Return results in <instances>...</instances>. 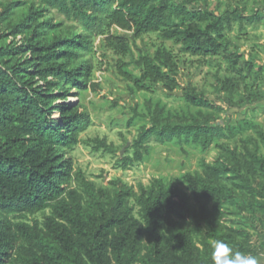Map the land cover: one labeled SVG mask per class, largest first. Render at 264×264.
I'll list each match as a JSON object with an SVG mask.
<instances>
[{
    "label": "trees",
    "instance_id": "1",
    "mask_svg": "<svg viewBox=\"0 0 264 264\" xmlns=\"http://www.w3.org/2000/svg\"><path fill=\"white\" fill-rule=\"evenodd\" d=\"M201 1L0 0V264H212V239L252 254L248 227L263 224L264 214V129L251 124L254 135L236 136L237 127L219 123L218 114L223 105L264 99L253 86L264 67L252 56L242 60L226 35L234 23L243 30L264 14L195 8ZM111 28L135 38L156 33L191 56L226 62L227 72L217 64L212 77L219 102L192 83L181 90L186 110L147 101L148 122L131 141L132 156L121 158L124 168L141 161L150 140L202 152L214 146L211 159L181 175L184 190L160 177L136 189L119 179L103 187L74 168L70 151L90 117L81 102H65L97 89L96 37L130 51ZM135 64L142 76L117 67L130 92L179 87L178 60L167 48L140 54ZM230 215L239 224H229Z\"/></svg>",
    "mask_w": 264,
    "mask_h": 264
},
{
    "label": "rangeland",
    "instance_id": "2",
    "mask_svg": "<svg viewBox=\"0 0 264 264\" xmlns=\"http://www.w3.org/2000/svg\"><path fill=\"white\" fill-rule=\"evenodd\" d=\"M204 3L217 13L240 6L245 14H250L255 9L264 14V0H203L194 7L203 9ZM109 33L124 37L130 51L124 52L111 47L107 44L105 35L96 37L92 77L98 84L97 89L82 91L79 96L72 95L65 102H81L90 117L89 125L80 133V142L70 151L74 168L79 169L87 180L103 187H109L112 181L119 179L136 189L138 183L147 185L152 178L160 177L184 190L181 175L198 170L200 158L211 159L217 152L214 146L202 152L198 146L192 144L169 142L160 145L150 140L149 151L141 161L124 168L121 158L125 155L132 156L131 141L137 136L139 127L148 122L145 111L147 101L160 102L170 110H186L181 90L187 83H192L198 89L204 90L210 100L219 102L212 89V77L217 64H220L222 74L227 72L226 62L219 56L212 59L191 56L183 52L178 44L163 40L156 33L145 34L140 38L117 28H111ZM226 35L231 41L230 47H236L242 54V60H249L252 56L257 65L264 67V19L257 25H246L243 30L234 23ZM162 46L170 50L178 60V69L173 76L178 80L179 87L168 92L160 85L150 84L149 90L130 92L128 86L131 82L122 78L118 65L126 64L124 70L142 76V69L136 66L135 60L140 54L151 58L154 51ZM250 81L252 83L251 78L248 79L249 84ZM253 86H259L264 92V72ZM223 107L218 114V122L225 126H236V136L254 135L251 124H258L264 129V99L240 108ZM190 110L194 111V108L191 107ZM239 125L242 128H238ZM261 152L264 154L263 149ZM35 217L41 219L42 215L39 213ZM229 218V224H239L235 215H230ZM260 218L263 224L255 220L256 228L248 229L254 235L252 255L258 257L259 264H264V214Z\"/></svg>",
    "mask_w": 264,
    "mask_h": 264
},
{
    "label": "clouds",
    "instance_id": "3",
    "mask_svg": "<svg viewBox=\"0 0 264 264\" xmlns=\"http://www.w3.org/2000/svg\"><path fill=\"white\" fill-rule=\"evenodd\" d=\"M212 264H259L258 257L251 253H243L233 248L223 240L212 239Z\"/></svg>",
    "mask_w": 264,
    "mask_h": 264
}]
</instances>
